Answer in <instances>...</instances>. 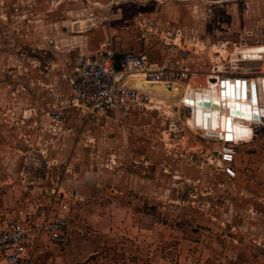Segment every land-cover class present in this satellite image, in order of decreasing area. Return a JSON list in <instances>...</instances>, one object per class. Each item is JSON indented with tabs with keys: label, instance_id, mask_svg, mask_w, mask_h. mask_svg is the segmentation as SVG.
I'll use <instances>...</instances> for the list:
<instances>
[{
	"label": "rangeland",
	"instance_id": "374dc122",
	"mask_svg": "<svg viewBox=\"0 0 264 264\" xmlns=\"http://www.w3.org/2000/svg\"><path fill=\"white\" fill-rule=\"evenodd\" d=\"M106 42L182 61L191 89L214 66L254 79L264 59L238 53L264 47V0H0V217L39 224L66 208L69 226L32 264H264L263 170L240 146L237 178L221 172L219 140L186 124L184 88L142 111L66 106L68 77Z\"/></svg>",
	"mask_w": 264,
	"mask_h": 264
},
{
	"label": "built area",
	"instance_id": "2783aa9c",
	"mask_svg": "<svg viewBox=\"0 0 264 264\" xmlns=\"http://www.w3.org/2000/svg\"><path fill=\"white\" fill-rule=\"evenodd\" d=\"M176 47L170 54L178 59L185 57L186 50ZM118 53L122 55L120 70L115 69V51L106 44L94 55L80 61L68 77L69 93L65 100L67 107L96 115L119 108L142 111L155 106V96L129 86L130 79H141L153 84L179 85L187 89L197 76V72L187 65L176 68L158 67L150 61L146 52L121 49ZM218 78L227 82L233 80L228 75L212 71L207 75L206 82L208 84L211 79ZM256 128L257 125H253L251 129ZM215 138L220 142L216 158L221 172L228 179L234 180L237 178L234 165L237 145L226 137ZM66 217V208H58L57 214H52V208H49L46 217L39 224L31 216L25 219H0V264H31L41 244L56 245L64 242L68 226Z\"/></svg>",
	"mask_w": 264,
	"mask_h": 264
},
{
	"label": "bare ground",
	"instance_id": "6f19581e",
	"mask_svg": "<svg viewBox=\"0 0 264 264\" xmlns=\"http://www.w3.org/2000/svg\"><path fill=\"white\" fill-rule=\"evenodd\" d=\"M244 51L241 50L239 51L240 53ZM254 52V58L255 59H264V54H261L263 52L262 48H257L253 50ZM214 72H216V68H214ZM215 78V77H213ZM225 81V79H219L214 81V82H208V84L205 87H200L198 89H187L185 93V98H189L193 100V103L195 100L198 99H209L211 102H218L219 106L221 107L222 105L226 109V114L221 113V111H213V110H204L198 106H195L194 104H191V116L186 119V124L189 126L193 127L194 129L197 128L202 131L203 135L205 137H218L221 136L222 138L225 137V134L228 135L229 138L228 140H232L234 142L238 140H246L249 139L252 135L253 132L249 126L250 123H252L251 120H239L236 118H229V130L228 127H226V120L229 117L228 114V106L233 105L234 107H239L242 108L243 110H251L256 107L258 110V96H257V88L260 87L264 91V77H259L257 80H253L250 82L249 80L245 79H239V84L241 81H245V99H239L236 100L227 98L225 97V92L224 96L221 94V87H220V82ZM235 79L230 81L228 80V93L229 91V86L234 84ZM137 86H141L144 89H148L149 91L153 92V94H157L161 92V89L166 88L165 86L162 85H149L144 82L140 81H135L133 82ZM255 86V94H256V104H253V102L250 99V91L251 88L250 86L253 85ZM233 87V86H232ZM230 87V90L232 89ZM234 89V88H233ZM227 95V94H226ZM229 95V94H228ZM158 96V95H156ZM165 96V95H161ZM178 97V96H177ZM207 113L209 114V118H204L203 114ZM260 114V113H259ZM61 193V192H59Z\"/></svg>",
	"mask_w": 264,
	"mask_h": 264
},
{
	"label": "crops",
	"instance_id": "0c3cea01",
	"mask_svg": "<svg viewBox=\"0 0 264 264\" xmlns=\"http://www.w3.org/2000/svg\"><path fill=\"white\" fill-rule=\"evenodd\" d=\"M104 44L107 45V42L104 43ZM257 48H262L263 49V52L261 54H264V47H261V46H257V47H247L246 49H244V51H242L241 53L240 52L238 53L240 55V60H243V61H246V60H256L254 58V54L255 53L252 52V51L255 50V49H257ZM111 49H113V48H111ZM97 50L98 49H92V48H90L89 49V57L92 56V55H94ZM113 50L115 51V53H118V51H119V49H117V50L113 49ZM139 52H146V51H139ZM147 55H148V57L150 59L149 53H147ZM150 61H151V59H150ZM153 64L156 65V66H158V67H174V68L179 67L181 65H185L180 60H178V61H176L174 63H170L171 65H160L159 66V65H157L155 63H153ZM172 65H174V66H172ZM214 68H216V72L223 73V72L220 71L221 70V67L220 66H214L212 68L211 72L214 71ZM259 69H260L259 75H261V76H258V77L254 78V79L253 78H243V77H239L237 74L236 75L235 74H233V75L230 74L228 76H230L231 78H233V80L235 79V81L237 79H240V78L242 79L243 78V79H245L247 81L249 80L250 82H252L253 80H257L259 77H262V78L264 77V63H261L259 65ZM209 74H207V75H209ZM207 75L205 76V79H204L206 85H207V82H206ZM192 82L189 83V87H187V88H190L191 87V85H192L191 83ZM199 87H201V86H199ZM68 90H69V86H68ZM177 90H178V92L180 94L181 89L178 88ZM184 90L186 91V89H183V92H185ZM158 96H161V95L159 94ZM257 96H258V112L264 116V91L260 87L257 88ZM260 110H261V112H260ZM249 126H250V128H253V124L252 123H250ZM258 128H260L259 125H257V128L256 129H258ZM261 128L264 129V125H262ZM253 130H252V132H253ZM235 143L237 145V153H236V156H235L234 165H235V169H236L237 173H238V171H240V169H242L241 162H240V160H238L237 154H238V151L241 150V148H245L246 149V151H245L246 153L244 155L245 157H244L243 160L245 161V164L246 165L251 166V167L261 168L263 170L262 171V177H263L262 178V182H263L262 185L264 186V133H261V131L257 135H254V133H253V135L249 139H246V140H243V141L242 140H238ZM240 146H242V147L240 148ZM61 192L64 193L63 190H61ZM64 196H68L69 197V195H67L65 193H64ZM8 210L11 211V210H14V208H8ZM16 211H19V214H20V208H16ZM16 211L14 210V212H16ZM52 211H53V208H52ZM263 211L264 210H262V212ZM16 214H18V212H16ZM16 214L13 215V217L14 218H19L20 215H16ZM7 216H8V211L5 213V217H0V219L1 220H6L7 219L6 218ZM28 218H29V216H28ZM23 219H25V218H23ZM247 220H248V217H246L243 220L242 226L247 225ZM256 221H257V224L255 225V227L257 228L258 233H257V235L255 237H253L252 243L255 246L256 245H263V247H262V249H263L264 248V215L261 217V221H258V220H256ZM69 238H70L69 237V226H67V228H66V236H65V239H64L65 241L64 242H61V243H65L66 244L68 242V239ZM242 241H245V242L248 241V237H246V239L245 238L242 239ZM253 244H251V245H253ZM56 245H59V244H56ZM37 259H38V257L35 259V262H36ZM256 259H259V260L264 261V249L263 250L258 249V255H257V258ZM32 262H33V260H32ZM32 262H31V264H32Z\"/></svg>",
	"mask_w": 264,
	"mask_h": 264
},
{
	"label": "water",
	"instance_id": "95a60500",
	"mask_svg": "<svg viewBox=\"0 0 264 264\" xmlns=\"http://www.w3.org/2000/svg\"><path fill=\"white\" fill-rule=\"evenodd\" d=\"M122 55L120 53H115L114 54V65H115V69L116 70H120V59H121ZM135 81H140V82H144L141 79H130L128 81V85L131 87H134L138 90L147 92L153 96L156 97V95L153 94V92L149 91L148 89H144L141 86H137L136 84H134L133 82ZM216 81L215 79H211L210 82H214ZM147 83V82H144ZM149 85H162L165 86L166 88H172L173 86H175L176 88H182V86L179 85H163V84H153V83H147ZM233 86V87H232ZM220 87H221V94L222 96H224V92H225V97L227 96V98H231V99H245V81H241L240 84L238 81H235L234 84H232L231 86H229V93H228V82L227 81H221L220 82ZM230 87H232V89L230 90ZM234 88V89H233ZM251 91H250V99L253 102V104H256V92H255V86L254 84L250 86ZM189 89V88H187ZM186 89V90H187ZM227 94V95H226ZM229 94V95H228ZM160 97H165V96H160ZM166 98V97H165ZM181 103L183 104V106L189 108L191 110L192 106L191 104H194L195 106H198L204 110H213V111H221V113L226 114V109L225 107L222 105L221 107L219 106L218 102H211L209 99H198L195 100V102L193 103V100L189 99V98H185V95L182 97ZM261 112V110H260ZM228 114L229 117L226 120V127H228L229 130V118H236L239 120H251L253 125H259L260 128L253 130L254 135H257L260 133V131L262 130V125H264V116L262 114H259L258 110L256 107H254L251 110H243L242 108L239 107H234L233 105L228 106ZM204 118H209V114L204 113L203 114ZM252 130V129H251ZM209 137V136H207ZM226 138H229L227 134H225Z\"/></svg>",
	"mask_w": 264,
	"mask_h": 264
}]
</instances>
